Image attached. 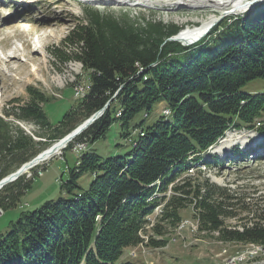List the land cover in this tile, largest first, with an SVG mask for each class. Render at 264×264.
Instances as JSON below:
<instances>
[{
  "label": "trees",
  "instance_id": "obj_1",
  "mask_svg": "<svg viewBox=\"0 0 264 264\" xmlns=\"http://www.w3.org/2000/svg\"><path fill=\"white\" fill-rule=\"evenodd\" d=\"M84 13L87 23H79L65 43L77 55L75 61L90 72L89 93L79 110L67 114L58 127L50 125L42 109L46 97L33 88L30 102L13 113L4 112L6 119L39 126L45 132L38 135L41 138L48 129L60 136L48 137L49 144L41 149V142L0 116V180L108 103L109 107L63 151L64 155L76 143L88 146L62 184L70 197L47 202L12 222L9 232L0 234V264H136L124 261V253L141 244L147 217L162 205L155 215L158 236L175 229L184 221V212L191 210L207 236L216 232L225 243L264 247V203L247 201L211 183L195 167L232 129L256 130L264 136L263 90L243 91L256 81L264 83V5L232 22L224 19L190 47L167 42L178 28L150 25L136 30L97 11ZM55 55L67 60L64 53ZM159 103L166 104L171 116H159L144 127ZM77 115L84 118L73 126ZM116 124L123 139L130 140L136 131L144 137L127 157L102 156L95 145L107 139ZM247 156L240 151L233 155L241 163ZM256 161L261 163L264 157ZM218 163L217 158L203 161L206 169ZM191 167L197 171L188 176ZM83 177L92 178L87 190L80 186ZM31 184L21 177L2 189L0 210L16 208ZM239 213L253 215L251 225L247 218L241 219L242 231L228 224ZM165 245L163 240L149 244Z\"/></svg>",
  "mask_w": 264,
  "mask_h": 264
},
{
  "label": "rangeland",
  "instance_id": "obj_2",
  "mask_svg": "<svg viewBox=\"0 0 264 264\" xmlns=\"http://www.w3.org/2000/svg\"><path fill=\"white\" fill-rule=\"evenodd\" d=\"M130 4L96 5L78 0H27L20 5V3L0 0V115L2 116L4 112L13 113L30 102L34 94L29 88L41 91L46 97L45 105L41 106L50 125L54 127H58L71 111L79 110L82 101L86 98L84 95L89 93L91 87L90 72L80 62L75 61L74 58L77 55L70 52L73 48H68L65 40L79 23H87L85 11H97L101 16L111 17L118 24L124 27L131 26L136 30L147 29L150 25H162L168 30L178 28L179 33L183 29H194L200 25L201 21L213 14L211 10H190L180 5L157 4L159 7H153L147 4ZM249 12L246 11L242 15ZM242 15L222 16H226L224 19L232 22ZM221 17H218V20ZM57 51L64 53L67 60L62 61L57 58L55 55ZM81 89L82 93L78 96ZM262 90L264 91V83L261 81H256L243 89L244 92L251 94ZM166 108L165 103L157 104L150 118L145 120L144 127L155 123L159 116H162L163 111L168 114L169 111L165 110ZM83 118L77 115L73 126L81 122ZM22 126L35 141L42 143L41 149L49 144L48 137L60 136L56 130L55 133L54 130L48 129L44 138H41L39 136L45 132L39 126L32 123H24ZM120 135V126L116 124L112 127L107 139L96 143V151L108 157L129 156L133 147L129 139H123ZM224 140L228 141L225 145L229 146L220 150ZM79 144L76 143L64 155L61 151L59 155L40 164L33 173L29 172L25 177L22 176L26 181L32 182L31 187L17 207L6 210L0 218V234L9 232L10 224L15 223L22 213L33 212L47 202L70 197L62 191V184L68 180L69 169H74L83 153L78 148ZM258 145L264 147V136L256 130H230L222 140L203 154L201 162L212 161L213 158H217L218 161L224 157L227 158L224 162L213 164L208 169L200 166L203 178L219 187L231 189L238 193L237 195L246 197L247 201L251 199L255 202L256 199H260L263 204L264 161L252 163L253 160L249 156L246 160L243 158L245 160L243 164L233 157L236 151L247 155L246 151ZM258 153H263V148L259 149ZM230 161H232L231 165H229ZM189 163L194 165L191 159ZM91 182L92 178L83 177L80 186L87 190ZM156 212L147 217L151 223L140 235L142 239L153 235L151 229L155 232V228L159 225L155 223L151 227L155 222ZM252 217V214L239 213V218L229 220L228 224L242 231L241 219L247 218L250 223ZM184 220L191 222L184 221L179 225L181 230L169 229L164 236H159L160 241H165V247L147 246L149 240L147 237L144 247L127 249L122 259L132 260L137 264H228L232 258L242 257V260L238 261L239 264H264L263 246L252 243H225L219 239V233H210L209 236L205 232L200 233L199 223L192 224L191 210L184 212ZM187 223H189L188 226H186Z\"/></svg>",
  "mask_w": 264,
  "mask_h": 264
},
{
  "label": "bare ground",
  "instance_id": "obj_3",
  "mask_svg": "<svg viewBox=\"0 0 264 264\" xmlns=\"http://www.w3.org/2000/svg\"><path fill=\"white\" fill-rule=\"evenodd\" d=\"M83 1L85 3L96 4V5L102 4V3H115V4L124 3L127 5V4L131 3L130 5H132V4L133 5L147 4V5H150L153 7H159V6H157V4H160L163 6H165V5H170V6L180 5V7L190 9V10H192V9L211 10V12L213 14L209 18L201 21L199 26L195 27L194 29L187 28V29H183L180 31V33L178 34L179 39L181 41H186V42L196 40L197 38H199L203 33H205L210 28L213 29L216 26L215 24L218 22V17H221L222 15L229 16V15H235V14H242L246 11H249V9H252L256 4L262 2V0H83ZM226 16H222V17L225 18ZM27 26H25V27H27ZM28 29H30V27ZM7 63H10V62H7ZM227 140H224V142H223L224 144L221 146L220 150H223L224 148L229 146V145H225V143L228 142ZM58 142L59 141L52 144V146L57 144ZM56 149H57V147H56ZM61 151H63V150L58 148L54 155L55 156L59 155L61 153ZM51 158L52 157H50L48 160H50ZM44 162H41L40 164H42ZM30 171L31 170H29L28 173ZM156 211H158V212H156ZM156 211L155 212L157 215L160 212L159 207H158V209H156ZM154 224L155 223H153V225ZM188 224L189 223H187L186 226H188ZM148 225L150 226V224H148ZM153 225H151V227H153ZM178 228L180 230L182 229L181 227H178ZM141 234H143V232H141ZM146 238L147 237H144V239H146Z\"/></svg>",
  "mask_w": 264,
  "mask_h": 264
},
{
  "label": "water",
  "instance_id": "obj_4",
  "mask_svg": "<svg viewBox=\"0 0 264 264\" xmlns=\"http://www.w3.org/2000/svg\"><path fill=\"white\" fill-rule=\"evenodd\" d=\"M223 19L224 17H221L215 25L219 24V22H221ZM211 29L212 28L207 30L196 40L189 41V42L187 41L188 43L186 41H181L178 35L168 39L167 42H177V43H181L183 46H189L201 40L202 38L206 37L210 33ZM109 104L110 103H108L102 110L96 112L91 117H89L87 120H85L82 124L76 127L72 132H70L63 139H61L57 144L51 146L50 148H47L46 150L38 154L35 158H33L31 161L22 165L18 170L6 176L5 178L1 179L0 180V191L4 189L6 186L12 183H15L23 175H26L29 170H32L33 168L37 167L41 162H44V161L46 162L50 157L55 156L54 154L56 153L58 148L65 150L70 143H72L77 137H79L84 131H86L91 125H93L105 113V111L109 107Z\"/></svg>",
  "mask_w": 264,
  "mask_h": 264
},
{
  "label": "built area",
  "instance_id": "obj_5",
  "mask_svg": "<svg viewBox=\"0 0 264 264\" xmlns=\"http://www.w3.org/2000/svg\"><path fill=\"white\" fill-rule=\"evenodd\" d=\"M81 93H82V89H81V92L78 94V96L81 95ZM78 148L80 149V151H84L87 148V144L80 143ZM3 214H4L3 211L0 210V217H2ZM185 222H191V221H185ZM192 224H196V222H192ZM146 240L147 239H143L144 243H145ZM140 246L144 247L143 244H141ZM233 257H235V256H233ZM241 260H242V257H240V258L235 257V258H232V260H229L228 264H239L238 261H241Z\"/></svg>",
  "mask_w": 264,
  "mask_h": 264
},
{
  "label": "crops",
  "instance_id": "obj_6",
  "mask_svg": "<svg viewBox=\"0 0 264 264\" xmlns=\"http://www.w3.org/2000/svg\"><path fill=\"white\" fill-rule=\"evenodd\" d=\"M114 156H116V155H114ZM137 264V263H136Z\"/></svg>",
  "mask_w": 264,
  "mask_h": 264
}]
</instances>
